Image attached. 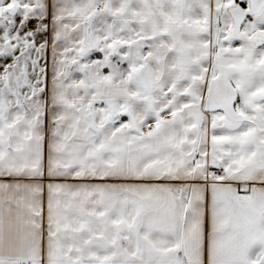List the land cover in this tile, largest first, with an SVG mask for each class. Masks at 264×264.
<instances>
[{
  "label": "snow or ice",
  "instance_id": "snow-or-ice-1",
  "mask_svg": "<svg viewBox=\"0 0 264 264\" xmlns=\"http://www.w3.org/2000/svg\"><path fill=\"white\" fill-rule=\"evenodd\" d=\"M0 264H264V0H0Z\"/></svg>",
  "mask_w": 264,
  "mask_h": 264
}]
</instances>
